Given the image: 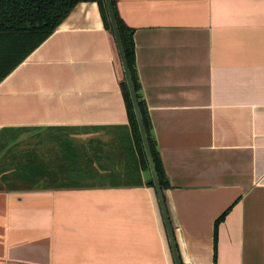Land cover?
Segmentation results:
<instances>
[{
    "label": "crops",
    "instance_id": "crops-1",
    "mask_svg": "<svg viewBox=\"0 0 264 264\" xmlns=\"http://www.w3.org/2000/svg\"><path fill=\"white\" fill-rule=\"evenodd\" d=\"M113 1L181 263L264 264V0ZM123 81L95 1L0 81V132H81L66 169L97 149L91 175L35 156L50 183L0 189V264H174Z\"/></svg>",
    "mask_w": 264,
    "mask_h": 264
},
{
    "label": "trees",
    "instance_id": "trees-1",
    "mask_svg": "<svg viewBox=\"0 0 264 264\" xmlns=\"http://www.w3.org/2000/svg\"><path fill=\"white\" fill-rule=\"evenodd\" d=\"M83 1L97 2L105 27L112 32L104 0H0V81L54 31L77 3ZM112 3L121 41L137 93L138 86L134 72L132 30L122 24L117 16L113 0ZM122 90L127 105L132 137L137 144L143 165L147 167L145 153L125 80L122 82ZM138 102L147 131V119L139 99ZM152 155L154 158L153 152ZM156 169L162 186L163 181L157 166ZM149 184L152 185L151 179L149 180ZM225 213L226 211L216 220L214 231H216L217 224L224 217Z\"/></svg>",
    "mask_w": 264,
    "mask_h": 264
},
{
    "label": "rangeland",
    "instance_id": "rangeland-1",
    "mask_svg": "<svg viewBox=\"0 0 264 264\" xmlns=\"http://www.w3.org/2000/svg\"><path fill=\"white\" fill-rule=\"evenodd\" d=\"M79 133L81 132H72L70 130H2L0 132V189H29L35 186L34 184L38 186L39 184L45 185L50 183H41L36 180V178L39 177L37 173L41 169L39 165L35 166L33 163L35 156L50 158V156L56 154L57 164L53 165V170L57 172V175L58 173L67 172L70 168L75 172H88V174L91 175L92 172H95L92 161L96 156V148L95 152L90 151L88 154L82 153L83 155L81 157V155H79L80 153L77 154V152L82 151L76 146L75 150H73L75 152L74 164L67 169L60 161L64 156L62 154V152L65 151L64 143H68L72 135H77ZM88 139L92 140L93 138L89 137ZM44 144L47 148L44 147ZM55 147L57 152L55 151ZM98 152H101V150ZM88 164L89 166H87ZM146 170H148L147 167ZM62 174L58 176L64 179Z\"/></svg>",
    "mask_w": 264,
    "mask_h": 264
},
{
    "label": "water",
    "instance_id": "water-1",
    "mask_svg": "<svg viewBox=\"0 0 264 264\" xmlns=\"http://www.w3.org/2000/svg\"><path fill=\"white\" fill-rule=\"evenodd\" d=\"M104 3H105L109 23H110V26L112 29V33H113V36H114V39L116 42L118 54L120 57L121 66H122V70H123V74H124V80H125L127 90H128L129 96H130V101L132 104L134 116L136 119L138 131H139L142 146H143V150H144L146 161L148 164V168H149V172H150V176H151V180H152V186L154 187L155 194H156L157 201H158V205H159V208L161 211L163 223H164L167 238H168V243H169L170 250L172 253V257H173V262H174V264H182L180 257H179V254H178V250H177V246H176V242H175V237L173 234V229L171 227V223H170L169 216L167 213L165 200H164L161 184L159 181V176H158L155 161H154V158L152 155V151H151V147H150V143H149V138H148L147 131H146V128L144 125V121H143L141 109L139 106L135 86L133 83L131 71H130V68H129V65L127 62V58L125 55V51L123 48V44L121 41L120 31L118 28L116 15H115L114 8H113V3H112V0H104Z\"/></svg>",
    "mask_w": 264,
    "mask_h": 264
}]
</instances>
